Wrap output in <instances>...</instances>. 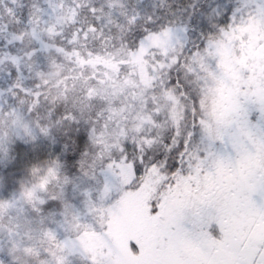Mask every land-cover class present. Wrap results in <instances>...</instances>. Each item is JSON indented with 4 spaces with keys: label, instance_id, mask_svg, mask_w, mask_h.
<instances>
[{
    "label": "snow or ice",
    "instance_id": "1",
    "mask_svg": "<svg viewBox=\"0 0 264 264\" xmlns=\"http://www.w3.org/2000/svg\"><path fill=\"white\" fill-rule=\"evenodd\" d=\"M0 264H264V0H0Z\"/></svg>",
    "mask_w": 264,
    "mask_h": 264
}]
</instances>
